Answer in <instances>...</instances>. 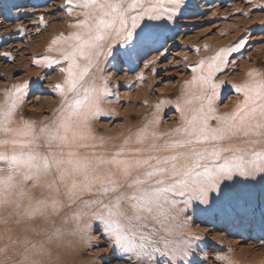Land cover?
Here are the masks:
<instances>
[{
    "label": "snow or ice",
    "instance_id": "6c2138e0",
    "mask_svg": "<svg viewBox=\"0 0 264 264\" xmlns=\"http://www.w3.org/2000/svg\"><path fill=\"white\" fill-rule=\"evenodd\" d=\"M182 5L183 0H65L69 15L81 10L83 19L70 25L77 31L52 40L48 50L59 45L57 57L33 61L67 63L60 68L63 82L54 86L59 107L47 121L17 119L27 81L5 91L0 104V264H59L48 245L66 236L86 244L103 236L124 264H202L195 255L202 237L190 232L186 215L194 200L205 211L235 217L259 210L264 223V72L250 71L249 80L232 85L243 99L231 112L220 113L217 105L224 84L217 73L245 46L243 38L191 67L175 105L179 127L158 133L154 117L119 144L94 129L108 115L102 104L112 95L102 64L117 45L129 62L154 46L158 26L144 22L172 19ZM37 188L42 191L34 196ZM53 217L63 227L47 241L33 242L27 234L35 232L32 226L24 235L9 227ZM216 259L235 264L226 255Z\"/></svg>",
    "mask_w": 264,
    "mask_h": 264
},
{
    "label": "rangeland",
    "instance_id": "374dc122",
    "mask_svg": "<svg viewBox=\"0 0 264 264\" xmlns=\"http://www.w3.org/2000/svg\"><path fill=\"white\" fill-rule=\"evenodd\" d=\"M257 5H264V0H254L253 3L248 0H183L180 11L172 19L145 21L158 26L159 42L143 48L131 62L119 56L122 48L102 64V74L114 77L107 81L112 93L108 102L116 99L117 103H105L108 115H101L95 121L101 127L99 134L119 144L125 136L142 127L144 124L136 117L131 118V125L125 123V108L133 104L134 97L141 93L149 96L148 113L160 121L155 125V131L167 133L179 127L180 114L175 105L184 92L185 82L193 75L191 67L221 49L236 45L243 38L247 41L245 46L231 53L224 70L216 76L218 82H224L217 101L218 111L231 112L243 99L232 85L249 80L250 71L264 72V8ZM74 23H77L76 19L68 14L65 0H0V104L5 100V91L35 75L37 83L30 84L22 104L26 110L23 118L37 122L51 118L59 100L54 86L63 82L65 74L60 72V68L67 67V63L45 66L36 65L33 61L57 57L55 47L59 45L54 47L53 52L42 47L45 43L50 45L60 34L69 35L70 25ZM218 42L220 45H216ZM36 47L37 53L33 54L32 49ZM243 65L248 66L246 70ZM141 73L143 80L138 79ZM165 93L169 95L161 97ZM162 100L169 103L163 104L157 111L156 105ZM140 106L138 104L135 109ZM32 109L42 113L35 115ZM21 117L18 112L17 119ZM164 138L168 139L167 136ZM0 167L3 165L0 164ZM41 191L32 189V194L39 196ZM180 206L183 207V204ZM206 207L194 200L186 209L190 232L202 237L195 242L198 245L195 255L202 264H220L216 259L218 255L231 257L235 264H264V223L259 210L254 215L235 217L205 211ZM29 226L35 229V232L27 233L33 242L47 241L55 228L63 227L60 217H53L47 223L36 220L9 225L18 235L26 234L25 229ZM3 227L0 225V228ZM93 236L97 234L94 232ZM48 247L52 249L53 260L62 253L63 260L68 264H124L116 259L103 236L92 244L80 242L78 237L66 236L63 242L54 241Z\"/></svg>",
    "mask_w": 264,
    "mask_h": 264
},
{
    "label": "bare ground",
    "instance_id": "6f19581e",
    "mask_svg": "<svg viewBox=\"0 0 264 264\" xmlns=\"http://www.w3.org/2000/svg\"><path fill=\"white\" fill-rule=\"evenodd\" d=\"M80 9H74L73 10V12H72V15L75 17V19H76V22H79V21H81L82 19H83V16L80 14ZM53 18H55V17H53ZM245 25V24H244ZM236 26V25H235ZM51 31H52V29H51ZM50 31V32H51ZM75 31H77V29H75V28H73V27H70V32H69V34L70 33H73V32H75ZM53 32V31H52ZM246 32V31H245ZM202 34V33H201ZM50 35H52V34H50ZM50 35H48L47 36V38L50 36ZM61 35V34H60ZM59 35V36H60ZM64 35V34H63ZM235 39V38H234ZM46 41L48 40V39H45ZM210 41V40H209ZM223 41V40H222ZM213 42V41H212ZM217 42V41H216ZM224 43V42H223ZM216 45H220V42H218V44L216 43ZM42 48H44L46 51H49L48 50V48H49V44L47 45L46 43L43 45V47ZM36 49H38L37 47L36 48H33L32 49V52H33V54H36L37 53V50ZM122 48H120L119 47V45H117V47L116 48H114V52H116V51H120ZM54 50V49H53ZM53 52V51H52ZM212 52V51H211ZM244 66V68H245V70L247 69V65L245 66V65H243ZM218 74V73H217ZM56 78V76L55 77H53V78H51L52 80H54ZM114 77L112 76V75H109V76H107V81L108 80H110V79H113ZM42 79H44L43 77H42ZM37 80H38V78L35 76V75H30L29 77H28V79H27V82H29V89H30V84L32 83L33 85L35 84V83H37ZM57 80V79H56ZM31 84V85H32ZM29 89L27 90V92H26V94H25V97H26V95L28 94V92H29ZM143 91V90H142ZM167 95H169V94H161V97L163 96V97H165V96H167ZM58 97H59V100L57 101V104H56V107H55V109H57L58 107H59V105H60V102H61V97H60V95H59V93H58ZM108 101H110V98L109 97H106L105 98V101H104V103L102 104V107L105 109V110H108V106H105V103H107ZM148 102H149V96L147 95V94H144V93H141V94H138V95H136V97H134V99L132 100V103L133 104H131V105H127V107L125 108V110H126V124L129 126V125H131V122H132V117H136V118H138V119H140V123H142V124H145L148 120H151V119H153V115H151L150 113H148V106H149V104H148ZM108 103H111V104H116L117 103V100L116 99H114L113 101H111V102H108ZM141 105L140 106V108L139 109H135L136 107H137V105ZM54 109V110H55ZM32 112H33V114H38V113H42L41 111H38V110H36V109H32L31 110ZM18 112H19V114L23 117V116H25V114H26V110H25V108H23L22 107V105H20V107H19V110H18ZM180 114V113H179ZM125 124V125H126ZM157 126V125H156ZM154 128H156L155 127V125H154ZM94 129H95V131H96V133L98 134V135H101V134H99L100 132V129H101V127H100V125H98V123L97 122H94ZM105 135H108V134H106V133H104ZM112 141V140H111ZM112 143H114V144H117L116 142H114V141H112ZM52 247H66V246H61V245H53ZM81 247V246H80ZM54 260H57V261H59V264H68V263H65V261L63 260V258H62V253H59V255H57V256H55V259ZM74 261H75V258H74ZM68 262H69V260H68Z\"/></svg>",
    "mask_w": 264,
    "mask_h": 264
}]
</instances>
